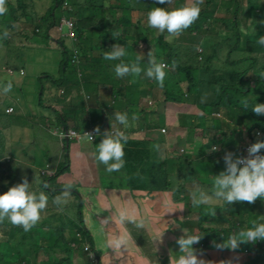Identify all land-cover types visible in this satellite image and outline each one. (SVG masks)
<instances>
[{
	"label": "trees",
	"instance_id": "1",
	"mask_svg": "<svg viewBox=\"0 0 264 264\" xmlns=\"http://www.w3.org/2000/svg\"><path fill=\"white\" fill-rule=\"evenodd\" d=\"M37 1L39 0H7L6 7L8 10L6 14L0 15V24L4 25V31L6 32V35H3V43L9 46L13 42L9 41L10 37L8 35H11L15 30L17 31L20 23H26L33 27L31 38L41 35L47 38L49 30L55 27L54 21L55 25H58L62 18L71 21L73 24L72 31L69 32L67 37H64L68 38V41L60 44L59 50L62 56L56 64L59 71L57 76L41 74L39 77L42 87L36 101L38 109L53 110L52 104L59 102V96L63 94L64 88V104L67 107L63 110V114L55 115L58 124L64 127L63 129L73 131H78V128L89 130L87 129L89 125L95 126L92 128L93 130L99 127L101 135L95 134L92 142L84 137L87 145L95 144V142L99 144L103 139L104 132L109 131L111 134L116 132L113 130V122L107 119L109 112L105 108L106 115H102L100 121L97 123L94 121L87 125L91 121H88L90 118L88 119L86 116L89 117L91 111L88 110L89 112H87L85 106L90 107L91 100L93 106H99L98 95L95 94L94 88L97 90L109 86L112 101L115 105L125 102V108L120 113H127L131 118L136 115L137 118L132 120H136L135 128L139 127V123L161 126L160 123H165V115H172L173 112H176V122L186 129L187 136L180 140V145L183 146L185 145L184 142L189 141L191 151L194 154H190L187 149L182 148L183 152H178L176 155L169 153L167 157L163 158L165 161H161L151 154L154 152L149 145L135 142L130 153L126 152L127 149L124 151V167L118 172L112 173H108L105 166L93 158L92 163L97 168L100 187L107 185L105 177H108V180H111L113 184L108 185L107 189H115L119 198L125 199L127 202L133 201V197L134 201L131 203L136 205L137 211L139 209L136 203L141 199V190H149L151 193L158 194L161 199L160 204H158L160 207H163L164 199L191 201V197H188L186 190L188 185H199L211 194L210 190L213 184L211 173L219 175L225 171L224 155H220V149L219 151L212 150L210 153H206L205 150L208 147L212 149L214 146H218L217 141L226 136L224 131L226 128H222V124L231 125L233 120L238 119L239 112H244L248 120L245 129L241 130V135L244 134L241 141H244L246 136L250 140V144L255 143L254 139L256 138L258 141H264V116H257L250 109L246 111L240 103L243 97H248L250 104H264V45L258 43L259 37L264 36V30L260 33L255 31L260 23L264 24L263 0H246L241 19L242 21H249L248 14L252 15L253 19L251 25H248L250 27H246L247 33L245 35L240 32L239 23L235 17L238 11L237 8L241 9L239 1L229 0L237 7L233 13L232 21L228 22L226 16L216 15L217 12L214 13L213 10V5L220 6L222 0H204V3L200 5L199 18L189 27V31L192 32L187 34L202 37L204 39L202 45L210 46V51L208 48V50H204L202 55L198 53V48L194 45L178 42L167 43L162 36L155 37L154 41L160 50L156 51L154 49L156 52L154 56L158 62L164 61L163 63L168 65V68L165 69L166 76L163 87H160L153 79H149L143 71L140 76L136 77V80H140V82L135 84L130 83L131 76L117 77L114 67L121 60H105L103 55L104 52L110 51L114 44L125 47L127 53L134 55L133 48L141 43L149 42L140 33L138 34L139 38H136L140 39L137 45L132 47L129 42L130 40L136 41L132 34L133 27L142 26V29L145 30V33H142L144 35H152L153 33V28L148 26L147 19L143 17L134 19L140 12L147 18L148 12L155 7L172 11L191 3L192 0H178L179 2L170 0L166 4H158L156 0H143V2H140L141 0H50V6L43 11L36 10ZM64 2L67 3L66 8L62 7ZM229 4L226 5V8L231 6ZM256 19L258 21L255 23ZM40 30L43 31L41 34L39 33ZM115 31H120L121 35L113 39L112 33ZM219 31L228 33L226 37H222L221 42L232 41L233 44L225 53L224 66L221 69H212L214 67L211 62L212 59H219L218 46L221 42L218 36H214V33ZM205 36H213L214 44ZM33 39L39 40L37 38ZM34 44L36 48L37 44ZM16 47L18 48V46ZM22 48L25 49V47ZM136 50L135 59L122 58L123 62H136L139 59L141 68L146 69L148 67L146 50L144 48ZM173 62L176 65L174 69L172 68ZM2 64L13 69L14 76L16 70L19 75L20 68L16 69L9 63ZM110 75H113L114 78H110ZM66 84H70V86L66 87ZM82 84L84 91L82 90ZM51 87L56 88V93L53 96L50 94ZM158 89L161 90L159 97L161 100L157 103ZM15 91L20 92V88H16ZM45 92H47V95L45 100L42 101ZM114 92L117 93L119 99L116 98ZM93 94H95V98H92ZM85 95H88L89 98L86 99ZM143 95L150 97L152 102H146L144 109L137 111L133 102ZM204 95H207V100L202 103L201 97ZM4 103H7L5 99L0 113L7 119L0 120V129L6 128L4 134L6 139L5 141L3 138L0 140V168H5L0 169V171H7L8 176L3 178L0 174V195L1 191L7 192L9 188L21 183L22 178L32 175L31 165L28 166V172H24L21 160H18L20 157L16 152V148L19 151L22 150L21 154L24 153L28 156L26 152L31 150L30 147L36 135V131L33 132V126H30L34 121L33 118H30V120L27 115L20 116V118H24V122L19 119L10 122L11 117L5 114V109H3L7 108L8 103ZM160 105L164 107L163 114L158 112L157 107H160ZM181 109L183 115H179ZM223 110L227 115V119L220 120L218 119V113ZM206 111L208 112L206 113ZM193 112H197V114L191 116L190 114ZM83 115L85 117H82ZM41 117L46 118L44 114L36 118ZM70 119L81 123V127L78 126L77 129L72 128L73 125L70 127L68 122ZM48 122L46 120L44 125H47ZM41 126L40 123L39 128ZM27 129H30L31 135L26 132ZM198 130H201L200 133L203 135V143H200L196 152L195 144L197 141L192 140V133ZM255 131H257V134H254ZM82 133L85 132L82 131ZM159 133L164 135L161 130ZM71 142L76 144L74 141ZM71 142L66 139L62 141L63 162L58 164L59 167L52 164L54 159H46V162L41 165L40 168L45 167L52 170L53 174L42 176L43 181L38 184L39 189L32 188L33 182L30 179L33 191H43L48 196V207L41 213V219L37 225L31 231L25 232L21 227L13 226L7 220L0 223V229H6L9 233L8 228L11 227L13 233L17 234L12 239L9 238V235L0 239V264H70L72 263V253L74 251L82 252L87 256L88 253H95L92 231L87 227L82 213L83 195L78 191L77 193L71 191L72 196L74 195L73 198L76 199H74L71 207L73 212L66 210V207L73 200L72 197L68 204L64 206L63 211L58 210L52 204L53 198L61 193L60 188L65 187L66 184L70 183L73 185L72 189H76L74 185L77 182L75 181L76 178H69V176L75 177L76 175L69 173V171L72 166L81 168L83 161L79 160V157L70 150ZM237 150L231 143L228 145L227 152L234 153ZM260 155H264V149L261 150ZM34 157L35 155L30 159H34ZM89 157L90 155H87L86 162ZM2 159H9V161L5 163V161H1ZM175 163L178 164L177 170L174 174H171L170 172L176 168ZM98 167L101 169V174L98 172ZM16 176L22 178L15 179ZM201 179L207 182L201 183ZM44 185H47V187H44ZM82 185L84 186L83 183ZM126 190L129 191L127 195ZM245 203L235 202L232 205H225L223 201L213 200L210 205L195 208L192 201L188 202L189 212L185 213L187 217L184 225L189 223V215L197 214L193 235H202V239L197 245H193V248L195 246L200 250L196 252L198 258L203 259L208 264H264V240L241 243L235 250L229 248L220 250L216 247L217 244H222L229 235L251 227L253 222L264 223V200L257 199L252 203L254 211L247 210L246 212L244 210L246 219L243 220V216L241 217L239 214L242 210L240 208L244 207L241 205ZM226 206H231V211H234L231 212V221L226 219V223H228L226 227H206L204 225L221 220L216 213ZM208 207L215 209V216L205 214L204 210ZM70 222L75 225V230L70 229ZM239 226L244 227L240 229ZM166 231L171 232L170 229H166ZM160 243H164L171 250L173 249L174 242L169 244L165 240ZM160 255V253H157L158 257ZM180 255L182 253L171 251L173 259L170 262L164 261V263L175 264V260ZM88 258L90 257L88 256ZM94 259H97L98 264H100L97 256ZM90 264L93 263L90 261ZM132 264H138V260L134 257L132 258Z\"/></svg>",
	"mask_w": 264,
	"mask_h": 264
},
{
	"label": "rangeland",
	"instance_id": "2",
	"mask_svg": "<svg viewBox=\"0 0 264 264\" xmlns=\"http://www.w3.org/2000/svg\"><path fill=\"white\" fill-rule=\"evenodd\" d=\"M239 1L241 9L238 7V11L235 14L236 19L238 20L239 23V28L240 32L242 34L247 33L246 27H250L248 25H251L252 22V15H247V18L249 21H242L241 16L242 12L245 9L246 6V0H237ZM264 1V0H263ZM140 2H143L141 0ZM177 2H179L177 0ZM262 2V1H261ZM227 3V4H226ZM229 0H222L220 6H215L213 5V10L216 15H224L226 16V21L231 22L232 18L234 17L233 13L236 10V5L234 3H230ZM231 5L229 8H226V5ZM48 6H50V0H39L36 3V10H45ZM63 7V6H62ZM169 10V9H168ZM213 15V12H212ZM57 17V15H56ZM145 18L144 14L140 12L134 19H139V18ZM258 20H255V23ZM261 24V23H260ZM258 25L255 28V31L257 33H260L261 31L264 30V24ZM55 25V21H54ZM143 27H133L132 34L134 35V39L139 38V33L145 37L149 42L143 44H139L137 47L133 48L134 55L127 53L124 59H130L133 60L136 58V49H141L144 48L146 50V54L148 57V53L151 51L153 55H155V50H160L156 46L155 37L162 36L164 41L167 43H172V42H178L181 44H190L194 45L198 48V53L200 55L204 54V50L210 51V46L206 47L203 46V40L202 37H197L194 35H187L188 33H191L192 31H189V28L186 29L184 32H182L178 36H173L167 33L165 31L163 34H160L158 30L153 29L152 35L149 34H142L145 33V30L142 29ZM33 27L29 24L26 23H20L18 25V30L15 32L13 31L11 35H8L10 37V42H13L11 46L7 45L6 43L4 44L3 41V35H6V32L4 31V25L0 24V75L1 73L5 72L7 70V67L3 66L2 63H9L12 64V66L16 69L22 67L23 68V75L19 77L18 71L16 70V75L15 76H7V75H2L3 81L11 82L12 83V88L14 90V86L16 88L20 87L22 89V92H18L16 94V97L14 95V91L11 89L10 92H8L4 99L8 104L15 105V109L21 105H24L29 102H35L36 97L34 94L40 91L41 85L39 79H37L41 74H48L51 76H57L58 70L56 67V64L60 60L62 54L59 51L60 45L63 42L68 41V38H64V36H68V31L69 29L67 27H63L61 32H58L56 27H53L49 30L48 32V41H43V45L39 46V41L42 40H47L46 36H39V37H33L37 38L39 40L31 38L32 32H33ZM43 31L40 30L39 33L41 34ZM218 36L220 42L222 41V37H226L228 33L224 32H215L214 36ZM63 36V37H62ZM252 36V35H250ZM206 39H209L213 44V36L206 37ZM234 38V37H233ZM140 39H136V41L130 40V44L133 47L134 45H137V42ZM59 41V43H58ZM37 44V47L35 48V44ZM233 42L232 41H225L221 42L220 45L218 46L219 49V59H212V66H214L212 69H221V67L224 66V61L226 60V55L225 53L229 50V48L232 46ZM18 46V48L16 47ZM22 47H25L22 48ZM13 49H18V50H13ZM155 49V50H154ZM8 56V57H7ZM144 56V55H143ZM164 62V61H163ZM55 72H57L55 74ZM1 77V76H0ZM110 78H114L113 75H110ZM140 82V80H136L135 83ZM134 83V84H135ZM4 85H0V110H2V105L4 102L3 96L1 94V88ZM66 87H69L70 84H66ZM56 87V86H55ZM51 87L50 94L53 96L56 93V88ZM158 91L161 92V90L158 89ZM3 92V91H2ZM115 96H118L116 92H114ZM47 95V92L44 93L42 97V101L45 100V97ZM64 88H63V94L59 96L58 101L59 102H54L52 104V108L54 110L48 109L47 110V117H51L50 121L49 119L45 117L41 118H36V115H34L33 122L31 123L30 126H33V132L36 131V136L38 139L41 138V132L44 133L46 138L44 140H35L32 142V146L30 147L31 150L27 151L28 156L24 153L21 154L22 150L19 151V149L16 148V152L19 155L21 160V165H23V170L24 172H28L29 168L28 166L31 165L32 169V175H29L28 177H24L28 180L30 183V179L32 180V188L35 186L36 188L38 187V184L42 182L43 180L40 179L37 176V169L42 167L41 165L46 162V159H54V166L59 167L58 164L63 162V150L61 145L59 144L60 140L57 138V136L63 132L62 127L56 122V114H63V110L66 109V104H64ZM95 94H93L92 98H95ZM112 97L110 90L107 88L102 92L99 96V101H101V104L98 106H93V101L91 100L92 103L90 105L92 107L85 106L86 109L91 108V112L89 115V118H93L99 120L102 115H106L104 112L105 106L110 110V118L113 120V125L115 123V126L118 128H123L125 126L119 124L116 119H115V113H120L124 108H125V102L120 103L119 105H114L112 103V100H110ZM91 98V99H92ZM119 99V98H118ZM157 103L161 99H156ZM151 101L150 97L147 95H143L139 99L135 100L133 102L134 107L137 111H140L141 109H144V105L146 102ZM152 102V101H151ZM4 103V104H7ZM87 104V103H85ZM109 105V106H108ZM111 106V107H110ZM164 107L160 105V107H157L158 112L160 114L164 113ZM4 109V108H3ZM238 111V110H235ZM180 112V113H179ZM179 115H183V110L181 109L179 111ZM208 111H206L207 113ZM104 113V114H103ZM44 114V113H43ZM197 112H193L190 115H195ZM219 118L218 119H227V115L225 111L223 110L222 112H219ZM29 115V114H28ZM45 115V114H44ZM216 115V114H214ZM46 116V115H45ZM136 116V115H134ZM217 116V115H216ZM82 117H85L83 115ZM143 117V116H141ZM6 118V117H5ZM4 116L1 115L0 113V120L4 121L5 120ZM32 118V117H31ZM7 119V118H6ZM131 119V120H130ZM172 119V124L175 123L174 117H171ZM31 120V119H30ZM48 120L49 122L47 125H44V123ZM74 119H70L69 126H72V121ZM134 120L133 118H130V115H128V125L127 127L131 128L132 125L133 127L135 126V121L134 123L132 122ZM11 122V120H10ZM248 122L247 120V115L244 112H239L238 114V119L233 120L231 125L227 126L226 124H222V128H226L224 131L226 133L225 138H220L219 141H217V150L219 151L220 149V155H225V153L228 150V145L231 143L234 147L237 149L243 148L245 143H249L250 140L247 139V136L244 138V141H241L242 138L244 137V134L241 135V130H244L246 127V123ZM40 123L42 124L41 128H39ZM149 126V124H147ZM146 125V126H147ZM29 126V125H28ZM27 126V128H28ZM175 132H178L181 137L184 139L187 136V133L185 132L186 129L181 125L180 128L178 129L177 126H171ZM116 130V128L114 127ZM6 128L3 130L0 129V136H2L3 140L5 141V134ZM79 132L81 130H78ZM201 130L198 131H193L192 133V140L197 141L195 146H196V152L199 148L200 143H203V135L200 133ZM230 134H229V132ZM27 133L30 134V129H27ZM53 133H56V135H53ZM171 131H167L164 133L165 135V148H163V153L165 157L168 156V153L176 155L178 152L181 153L183 149H187V151L190 152V154H194V152L191 151L190 148V142L186 141L184 142L185 145H179L176 142V136L174 137L172 135ZM254 134H257V131L254 132ZM31 135V134H30ZM179 135V136H180ZM231 135V136H230ZM180 138V137H179ZM255 138V137H254ZM253 138V139H254ZM255 140V141H254ZM253 141L256 143L258 139H254ZM71 142V141H70ZM74 142L77 144H74L71 142V151H73L74 155L79 157V160L83 161V166L81 168H76L75 166H72L69 173L75 174V177L69 176L70 179L76 178L75 181H77L75 185V190H71L77 193L80 192L83 197H84V206H83V217L84 221L87 224V227L89 230L92 231V237L94 239V251L96 256L98 257V260L100 264H132V258H136L138 260V264H165L164 261L170 262L173 258L171 257V251L174 253H179V248L178 245L176 244V240L180 238L182 235L189 234L193 235V228H195L196 220H197V214H192L189 215V223L184 225L185 218L187 215L185 213L189 212L187 208L188 202H191L190 200L183 201L181 199H164V205L163 207H160V202L161 199L159 198L158 194L151 193L149 190H141L140 191V196L141 199L137 204L139 211L137 212L134 208V206L130 205L125 199L122 200L119 198L118 193L115 192V189H105L101 191H97V187L95 185V178H94V172L95 170L93 169L94 167L92 166V160L95 158L93 153L90 151L91 149H95L96 151V145L97 143L91 145H87L85 143L86 139L82 137L79 141ZM183 148V149H182ZM33 151V153H31ZM206 153H210L212 151L211 148H207ZM84 156H81V155ZM34 159H30V157L34 156ZM87 155H90L88 161L87 160ZM24 158V159H22ZM161 161H165L163 159H159ZM1 161H5L7 163L9 159H2ZM169 161V160H167ZM18 162V164H20ZM176 164V168L173 169L170 173L174 174L177 170L178 164ZM3 165V164H2ZM4 166V165H3ZM183 167V165H182ZM5 168V167H2ZM0 168V169H2ZM184 168V167H183ZM7 171L1 170L0 174L4 178V176H8L6 174ZM11 173L10 171H8ZM98 172L101 174V169L98 167ZM49 175H52V172H48ZM212 176H217V173H211ZM69 175V174H68ZM105 176V175H103ZM102 176V177H103ZM15 178L20 179L22 178L21 176H16ZM94 178V180H92ZM113 178V177H111ZM105 179H109L108 177H105ZM92 180V182H91ZM6 181V180H5ZM4 181V182H5ZM87 184L86 188L88 190L89 196L88 195L86 188L81 185L80 183ZM96 181V180H95ZM201 183L207 182L204 179L200 180ZM113 184V183H112ZM7 187V186H6ZM30 185L31 191H33ZM64 189L60 188L62 191ZM39 191V190H38ZM127 191V190H126ZM194 191L193 189H189L187 191V195L190 198L192 192ZM129 191H127L126 195L128 194ZM5 191H1V195L4 194ZM120 194V191H119ZM74 196V195H73ZM72 197V202L66 207V210H72V204L74 203V199ZM133 201L134 198L132 197ZM76 200V199H75ZM131 201V202H133ZM154 202V203H153ZM240 214L242 219H246V214L243 212L244 210L247 212L248 211H254L253 209V204L245 203ZM125 210L128 213V216L130 220H136L137 222L142 220L143 221V227L137 228L134 223L131 222H126L124 224L119 223V213ZM184 210V213H183ZM120 211V212H119ZM234 211H231V206L224 207L220 211L216 213L218 215L217 217L221 220H218L217 222H211L204 224L206 227H226L228 223H226V219H229L231 221L232 214ZM184 218V221H183ZM70 229L75 230V225L70 222ZM240 229H242L244 226H239ZM9 233L8 230H3L0 229V239H3L6 237V235H9V238H13V236H16L17 234L13 233L11 230L12 228L9 227ZM166 229H170L171 232L166 231ZM114 236H122L126 243L125 245H121L119 249L111 247L109 242L112 240ZM164 236H167L168 238L165 239ZM146 241L148 246L145 248L146 243H143V247L140 245L142 241ZM166 240L167 243H172L174 242V245L172 246V250L168 248L164 243ZM76 241V240H74ZM76 246V245H75ZM73 246V247H75ZM196 247L194 246V249ZM202 250V248H200ZM171 250V251H170ZM200 251L199 249L196 248V252ZM203 251V250H202ZM157 253H160L161 255L158 257ZM75 255V257H74ZM74 257V259H73ZM70 264H90V258L82 252H76L74 251L72 253V263Z\"/></svg>",
	"mask_w": 264,
	"mask_h": 264
},
{
	"label": "clouds",
	"instance_id": "3",
	"mask_svg": "<svg viewBox=\"0 0 264 264\" xmlns=\"http://www.w3.org/2000/svg\"><path fill=\"white\" fill-rule=\"evenodd\" d=\"M169 2L170 0H156V3L158 4H166ZM203 3L204 0H192L191 3L172 11H166L164 8L155 7L147 14L148 26L158 30L160 34L167 31L170 35L178 36L199 18L201 12L200 5ZM6 4L7 0H0V15L6 14L8 10ZM63 7H67L66 2L63 3ZM54 26L57 28L58 32H61L63 27H67L69 29L68 32L73 29L72 22L64 18L60 19L58 25ZM120 35V31L112 33L113 39L118 38ZM48 40L49 39L47 38V40L43 41ZM43 41H39V46L45 43ZM258 43L264 45V36L259 37ZM126 55L127 52L125 47L120 46L119 44H114L110 51L104 52L103 58L109 61L121 60V62L116 64L114 67V72L117 77L123 78L125 76H131L132 79L130 80V83H135L136 77L140 76L143 71L149 79H153L160 87H163L166 76L165 69L168 68V65L163 62H158L153 53L150 51L148 53V67L146 69H142L139 64V59H137L136 62L124 63L122 58ZM3 66L5 67L6 65ZM175 67V62H173L172 68L174 69ZM23 73V68L20 67L19 76L21 77ZM4 74L7 76H14L15 72L13 69L7 67V70L0 75V85L4 83L1 88L3 99L5 95L11 91V89L13 90L12 83L10 81L7 83L3 81L2 75ZM39 77L37 79H39ZM15 89L16 86H14L13 90L14 95L18 93ZM20 92H22L21 88ZM206 100L207 95L201 97L202 103L206 102ZM240 103L246 111L250 109L255 115L264 116V104H250L248 97H243L240 100ZM4 109L5 114L11 117V122L17 119L15 118L16 116L19 117L20 108L14 109L9 106ZM9 109H12V111L8 112ZM13 118L15 119L13 120ZM136 118V116H133V119ZM115 119L119 124L127 127V113H115ZM63 128L64 127H62V129ZM92 128L93 126L87 127V129ZM160 130L164 134L167 129L162 128ZM82 131L85 132L86 129L77 132L82 134ZM93 132L96 135H101L99 127L94 128ZM53 135H56V133H53ZM83 137H85L89 142H92L94 139L92 133H83ZM1 138L2 136H0V140ZM57 138L62 144L63 140L59 137V135ZM126 143L127 136L123 131L117 130L114 134L106 131L103 133V139L101 142L96 145V152L93 155L98 163L105 166V170L108 173L118 172L125 165L124 145ZM247 145L238 149L237 152L243 151ZM262 149H264V141H257L247 148V156L239 157L235 156L237 152H226L223 157L225 171L213 177V184L210 190L211 194L199 185L194 186V191L191 194L193 207L199 208L202 205H210L213 200L223 201L225 205H232L235 202H247L252 204L257 199L264 200V155H260ZM212 150H217V146H214ZM44 170L46 173L42 174L41 171ZM49 171L53 174L52 170H48L45 167L37 169L36 173L37 176L42 179V176L49 175ZM44 187H47V185H44ZM72 187V184H66L61 193L53 198L52 204L56 206L58 210L63 211L64 206L70 201L72 196ZM33 188L36 187L33 186ZM47 207L48 196L45 192L31 191L28 180L26 178H22L21 183L9 188L7 192L0 195V223L7 220L13 226L21 227L25 232L31 231V229L40 221L41 213L44 212ZM204 211L206 215L215 216L214 208L208 207ZM118 219L121 224L131 222L134 223L137 228L143 227L142 220L138 222L136 220H130L128 213L125 210H122L119 213ZM201 239L202 235H189L185 233L178 238L176 240V244L178 245L179 252L182 253V255L178 256L175 260V264H208V262L198 258L196 249L193 248V245H197ZM258 240H264V223L253 222L251 227L229 235L222 244H217L216 247L220 250H223L224 248L235 250L241 243L256 242ZM125 243L126 241L122 236H114L109 242L111 247L117 249H119L121 245L124 246ZM88 256L90 257V261L93 264H96L97 259H94L96 258L95 253H88Z\"/></svg>",
	"mask_w": 264,
	"mask_h": 264
},
{
	"label": "crops",
	"instance_id": "4",
	"mask_svg": "<svg viewBox=\"0 0 264 264\" xmlns=\"http://www.w3.org/2000/svg\"><path fill=\"white\" fill-rule=\"evenodd\" d=\"M176 42V41H175ZM106 89V87H102L101 89H97V90H95V88H94V92H95V94H97L98 95V100H99V96H100V94L102 93V92H104V90ZM107 89L109 90V86H107ZM82 90L84 91V86H83V84H82ZM111 92V91H110ZM157 94H158V97H156V99H159V97H160V95H161V92L160 91H158L157 92ZM73 95V94H72ZM34 96L36 97V101H37V98H38V90H37V93L36 94H34ZM74 96V95H73ZM15 97H16V95H15ZM86 99H88L89 98V96L88 95H85L84 96ZM116 98H118V96L116 97ZM115 98V99H116ZM113 98L111 97V99L110 100H112ZM29 102V103H26V104H24V105H21V109H20V111H19V117H15V118H17V119H15V118H13V120L15 119V120H20L21 122H24V118H20V116H28L29 117V119L32 117V118H34V115H36V117L37 116H40V115H42L43 113L46 115V118H48V119H51V117H47V111H44V110H40V109H38V107H37V102ZM118 101V100H117ZM99 102V105L101 104V101H98ZM150 101H148L147 103H149ZM112 103L115 105V103H114V101H112ZM9 106H11V107H13L14 109H15V105H11V104H7L6 105V107H9ZM109 106V105H108ZM154 106V105H153ZM90 107H92V106H90ZM111 107V106H110ZM18 108H20V106H18ZM105 108H107V106H105ZM108 109V108H107ZM88 110H90L91 111V108H89V109H87V112H89ZM54 112V111H53ZM108 112H109V115H107V119L110 121V122H113V120L110 118V110L108 109ZM29 114V115H28ZM86 115H88V114H86ZM88 119H89V117L88 116H86ZM171 117H174V119H175V123L174 124H172L173 122H172V119H171ZM131 118V117H130ZM101 120V118L99 119V120H97V119H94L93 120V118H91L90 120H88V121H91V122H88L87 123V125H89V123H92V122H98V121H100ZM131 120V119H130ZM50 121H53V120H50ZM177 121V113L176 112H173V114L172 115H165V123H160L161 124V126H153V125H151V124H149V126L147 125V124H145V123H139V127L138 128H135V127H133V125H132V127L131 128H129V127H123L122 129L121 128H118V127H116L115 126V123H114V125H113V127H115L116 128V130L113 128V130L114 131H117V130H120V131H123L125 134H126V136H127V143L124 145V151H126V149H127V151L126 152H128V153H130V151H131V149H133L134 148V143L135 142H141V143H145L146 145H149L151 148H152V150H153V152L154 153H151L154 157H156V158H161V159H163L164 157H165V155H164V153H163V148H165L166 146H165V142H166V140H165V135H161L160 133H159V131H160V129H162V128H166L167 129V131L169 130V131H171V133H173L172 135L175 137H177L176 138V142L180 145V140H182L183 138L181 137V135L178 133V132H175V130H173V128L171 127V126H177V128L179 129L180 128V125L176 122ZM12 122H14V121H12ZM133 123H134V121H132ZM20 124V123H19ZM72 128H75V129H77L78 128V126H80L81 127V123H77L75 120H73L72 121ZM147 125V126H146ZM89 126H94V125H89ZM88 126V127H89ZM124 126V125H123ZM95 127V126H94ZM85 128H81V129H77V130H84ZM126 129H127V131H126ZM101 131H103L102 129H101ZM126 131V132H125ZM180 135V136H179ZM180 137V138H179ZM44 138H46V136L44 135V133L43 132H41V138L40 139H38V137L36 136V138H34V140L33 141H35L36 139L37 140H44ZM96 143V142H95ZM59 144L61 145V147H62V144H61V142H59ZM94 144V143H93ZM98 144V143H97ZM136 147H138V146H136ZM93 154H94V151H95V149L93 148V149H91L90 150ZM169 154V153H168ZM84 156V155H83ZM53 164V163H52ZM83 165V164H82ZM94 164L92 163V166H90V167H94L93 169L95 170V172H94V178H95V180H94V178H92V180H94V182H95V185H96V187H97V191H101V190H105V189H107V187H108V185H110V184H112L113 182H111V180H108L107 179V185H105V186H102V187H100V181H98V178H97V168H96V166H93ZM92 180H91V182H92ZM83 183V182H82ZM82 183H81V185H82ZM84 184V183H83ZM87 186V184H85V187ZM194 188V186L193 185H188L187 187H186V190L188 191L189 189H193ZM86 191H87V193H88V190H87V188H86ZM86 196H89V193H88V195L86 194ZM131 201V200H130ZM130 205H132V206H134V208H135V210L137 211V209H136V205L135 204H133V203H131V202H128ZM120 212V211H119ZM138 212V211H137ZM164 237H166V238H168L167 236H164ZM143 243H146V246H145V248H147V246H148V244H147V242L144 240V241H142L141 243H140V245L143 247Z\"/></svg>",
	"mask_w": 264,
	"mask_h": 264
},
{
	"label": "built area",
	"instance_id": "5",
	"mask_svg": "<svg viewBox=\"0 0 264 264\" xmlns=\"http://www.w3.org/2000/svg\"><path fill=\"white\" fill-rule=\"evenodd\" d=\"M12 109H9L8 112H11ZM85 133H92L93 136H95V133L93 132V129H89V130H86ZM83 136V133L80 134L78 133L77 131H73V130H67V129H63V132L59 134V137L63 140V139H68V140H75V141H79ZM251 144H248L244 149L243 151H238L236 153L235 156H239V157H244V156H247V148L250 146ZM183 152V151H181ZM42 174H45V170L44 171H41Z\"/></svg>",
	"mask_w": 264,
	"mask_h": 264
},
{
	"label": "water",
	"instance_id": "6",
	"mask_svg": "<svg viewBox=\"0 0 264 264\" xmlns=\"http://www.w3.org/2000/svg\"><path fill=\"white\" fill-rule=\"evenodd\" d=\"M96 264H98V262L96 261Z\"/></svg>",
	"mask_w": 264,
	"mask_h": 264
}]
</instances>
